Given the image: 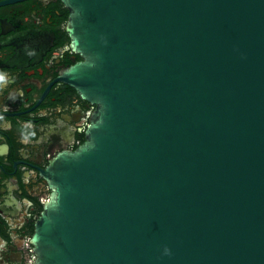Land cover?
Masks as SVG:
<instances>
[{
    "label": "water",
    "instance_id": "water-1",
    "mask_svg": "<svg viewBox=\"0 0 264 264\" xmlns=\"http://www.w3.org/2000/svg\"><path fill=\"white\" fill-rule=\"evenodd\" d=\"M62 2L95 110L32 264H264V0Z\"/></svg>",
    "mask_w": 264,
    "mask_h": 264
},
{
    "label": "flooded vegetation",
    "instance_id": "flooded-vegetation-1",
    "mask_svg": "<svg viewBox=\"0 0 264 264\" xmlns=\"http://www.w3.org/2000/svg\"><path fill=\"white\" fill-rule=\"evenodd\" d=\"M62 0H0V264H32L46 170L86 138L95 107L65 83L82 61Z\"/></svg>",
    "mask_w": 264,
    "mask_h": 264
}]
</instances>
